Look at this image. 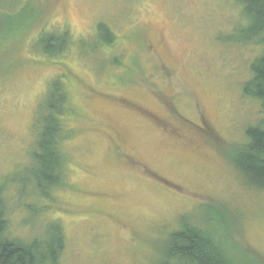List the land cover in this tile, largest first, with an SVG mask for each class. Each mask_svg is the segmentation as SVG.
I'll return each mask as SVG.
<instances>
[{"label": "rangeland", "instance_id": "obj_1", "mask_svg": "<svg viewBox=\"0 0 264 264\" xmlns=\"http://www.w3.org/2000/svg\"><path fill=\"white\" fill-rule=\"evenodd\" d=\"M101 22L113 44L100 39ZM244 22L235 0H0L9 233L25 240L56 223L57 264H159V248L187 221L236 259L241 250L264 260V190L227 156L264 121L262 103L242 93L264 47L227 41ZM63 32L68 48L42 53L41 34ZM52 79L75 110L63 116L73 130L63 143L65 185L31 200L10 180L30 163L34 115Z\"/></svg>", "mask_w": 264, "mask_h": 264}, {"label": "trees", "instance_id": "obj_2", "mask_svg": "<svg viewBox=\"0 0 264 264\" xmlns=\"http://www.w3.org/2000/svg\"><path fill=\"white\" fill-rule=\"evenodd\" d=\"M235 1L239 3L245 22L234 29L227 41L250 42L264 47V0ZM3 21L8 24L6 32L9 28L7 17ZM21 29L14 24L12 33H22ZM98 33L106 44L114 43L115 35L102 22L98 24ZM41 36L38 46L42 53L49 55L64 51L72 40L66 32ZM113 61L116 63L115 58ZM249 69L250 77L243 83L242 93L264 106V53L255 57ZM73 111L69 93L67 95L63 90L59 79H52L47 95L34 115L30 165H25L21 176L10 180L27 188L26 195L31 196V200L34 197L50 199L54 189L65 185L63 170L67 157L63 143L71 137L73 130L65 129L63 116ZM245 136V143L228 147L227 156L250 184L264 190V121L249 125ZM5 193L4 184H0V264H57L64 242V238H60L59 226L56 223L45 224L41 235L25 240L12 236L8 231V199ZM217 216L215 214L212 221L221 229L227 228V220L220 221ZM185 222L188 223L181 222L159 248V264H264L262 258L241 250H238L236 259L221 241L215 242L212 234L186 226Z\"/></svg>", "mask_w": 264, "mask_h": 264}, {"label": "bare ground", "instance_id": "obj_3", "mask_svg": "<svg viewBox=\"0 0 264 264\" xmlns=\"http://www.w3.org/2000/svg\"><path fill=\"white\" fill-rule=\"evenodd\" d=\"M166 66V65H165ZM171 69V68H170ZM132 77V76H131ZM130 86V85H129ZM78 87V86H77ZM131 89V88H130ZM83 95V94H82ZM78 100V99H77ZM77 105V104H76ZM80 105V104H79ZM70 115V114H69ZM30 165V164H29ZM10 175H12V174H10ZM158 175V174H157ZM14 176V175H13ZM20 176V175H19ZM27 183V182H26ZM18 184V183H17ZM1 198V197H0ZM258 198V197H257ZM20 200H22V199H20ZM262 204V203H261ZM6 218V217H5ZM125 218V217H124ZM129 221V220H128ZM257 222V221H256ZM263 225V224H262ZM247 226V225H246ZM255 227V226H254ZM259 227V226H258ZM243 230V229H242ZM246 231V230H245ZM242 234V233H241Z\"/></svg>", "mask_w": 264, "mask_h": 264}]
</instances>
